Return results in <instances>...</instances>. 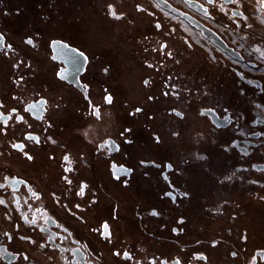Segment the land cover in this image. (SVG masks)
<instances>
[{
	"label": "flooded vegetation",
	"instance_id": "1",
	"mask_svg": "<svg viewBox=\"0 0 264 264\" xmlns=\"http://www.w3.org/2000/svg\"><path fill=\"white\" fill-rule=\"evenodd\" d=\"M0 36V264H264L258 0H0Z\"/></svg>",
	"mask_w": 264,
	"mask_h": 264
},
{
	"label": "snow or ice",
	"instance_id": "2",
	"mask_svg": "<svg viewBox=\"0 0 264 264\" xmlns=\"http://www.w3.org/2000/svg\"><path fill=\"white\" fill-rule=\"evenodd\" d=\"M207 2H208V3H212L213 0H207ZM230 2H232V3H238V0H230ZM258 2L261 4L262 7H264V0H258ZM108 8H109V12H110V14H111L114 18H116V19H119V18H120V16H119L118 13L113 9V7H112L111 4H109ZM157 27H159V25H157ZM27 43L31 44L32 41H31V40H28ZM2 44H3V37L0 36V45H2ZM9 47H11V46L9 45ZM81 55H83V54L81 53ZM262 55H264V54H262ZM85 59H86V58H85ZM147 83H148V81H145V84H147ZM106 101H107L108 103H111V96L106 97ZM41 103H43V102H41ZM32 107H34V105H29L28 108L25 109V111H28V110H29L30 108H32ZM137 111H140V109H137ZM0 119H2V117H0ZM17 119H23V117H17ZM4 122H5V124H6V123H7V120L5 119ZM126 131H127V129H126ZM27 138H29V139H35V140H37V142H39L37 137H31V136H29V137H27ZM13 147H14V148H17L18 150H23L24 145L13 144ZM25 156H26L27 159H29V160L32 159V157H31L30 155H28L27 153H25ZM67 159H68V157L65 156V160H67ZM67 170H68V169H66V171H67ZM69 183H71V181H69ZM85 187H86V186H82V187H81L80 193H78L79 195H83V193H84V188H85ZM0 203H3V201L0 200ZM153 214L155 215V213H153ZM104 229H105V233H104V234H105L106 236H107V235H110V233L108 232V225H107V224L104 225ZM115 254H116V255H119V253H115ZM123 255H124L125 258H128V253H127V252H125ZM176 264H179V261H177Z\"/></svg>",
	"mask_w": 264,
	"mask_h": 264
}]
</instances>
